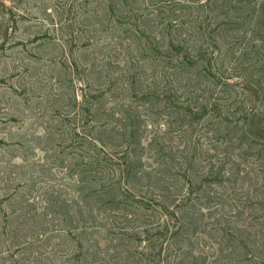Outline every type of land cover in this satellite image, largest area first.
Segmentation results:
<instances>
[{"label":"rangeland","instance_id":"374dc122","mask_svg":"<svg viewBox=\"0 0 264 264\" xmlns=\"http://www.w3.org/2000/svg\"><path fill=\"white\" fill-rule=\"evenodd\" d=\"M212 40L221 52L211 51ZM172 43L191 56L201 47L213 52L216 70L247 88L243 69L264 60V0H0V264H51L37 246L51 233L47 203L84 208L85 217L94 209L139 234L154 226L155 210L133 225L124 223L123 207L98 211L108 199L98 193L117 181L165 206L198 189L205 198L220 194L216 204L229 216L243 208L249 192L239 178L259 162L242 160L206 121L186 120L185 102L194 109L209 98L205 83H192L195 70L186 72L191 83H177L192 84V95L176 86L178 102L163 100L169 94L156 87L164 71L179 70L163 65L165 55L179 58L167 52ZM149 92H159L158 101L141 102ZM234 164H244L241 172ZM128 165L137 166L133 177L124 176ZM220 171L228 191L204 185ZM52 242L48 253L53 244L70 249Z\"/></svg>","mask_w":264,"mask_h":264},{"label":"trees","instance_id":"16d2710c","mask_svg":"<svg viewBox=\"0 0 264 264\" xmlns=\"http://www.w3.org/2000/svg\"><path fill=\"white\" fill-rule=\"evenodd\" d=\"M212 45L211 51L215 49L214 52H221V48H217L216 41L212 40ZM174 51L179 57L176 63L171 61V57L165 55L162 48L157 50L161 56L165 55L163 65L167 66V69L170 66L172 69H179L175 73L166 70L168 74L164 71L156 87L159 91L169 94V97L163 100L168 103V106L173 102H178V100H173V87H178V82L191 83L186 72L191 69L195 70L197 80L192 83L197 84L199 81L205 83L209 98L194 109H191V100L185 102L186 120L206 121L205 128L214 133L219 140L231 145L232 149L237 147L236 150L241 152L242 160L252 157L259 162L251 166V169L247 168L243 174L244 177L239 178L242 188L249 192L242 196L243 208L234 209L233 215L229 216L222 209L219 210L220 204H216L220 203L218 202L220 194L210 191L208 197L205 198L198 196V189L186 192L183 196L171 197L174 200L165 206L157 201L154 202L153 199L141 197L140 192L137 195L135 190H125L121 181H117L114 188L104 186L98 193L100 199L108 197L103 205L98 203L100 205L98 211L106 213L117 207H123L124 223L133 225L139 218L149 217L155 210L154 216L157 214V223L139 234L132 228H118L116 224L112 226L108 223L109 218L104 219V215L100 214L96 217L94 209L85 217V212L82 211L84 208L75 212L71 205L62 204V207L59 205L50 207L47 203L46 217H53L51 233L49 237L44 235L40 238L36 237L37 246L46 247L44 258H47V263L264 264V80L261 78L264 75V60L243 69L245 76L241 79L244 82L249 81L251 85L243 88L240 84H232L231 76H226L225 73L216 70L213 63L215 54L208 52L204 47H201L199 52L195 51V56H191L189 52L185 53L182 46L172 43L170 51L167 52L170 54ZM227 54L224 53L222 56L227 58ZM208 83L211 86H208ZM178 89L182 95L193 93L192 84L178 87ZM236 89L244 94H239ZM158 93L142 94L140 101L149 103L152 100L158 101ZM247 93L250 95L245 96ZM136 136L137 131H133L131 137ZM228 144H225V157L231 163L233 158L230 152L231 147ZM229 162L225 161L224 167ZM234 165L237 166L239 172L244 166V164ZM136 168L137 166L128 165L124 176L133 177ZM179 174L180 172H175V175ZM224 181L226 179L220 171L215 178L207 177L204 185L208 183L211 187L219 186L220 190L228 191L223 185ZM79 192L85 194V188ZM120 197H122L121 200L118 199ZM83 199L81 203L85 204L86 208L85 196ZM157 208L158 212H156ZM62 212L63 215L60 214ZM138 212L142 215L136 216ZM132 215L136 216L134 220L131 218ZM243 215H248V219H243ZM59 217L62 220H59ZM26 236L29 237V235ZM30 239L32 240L31 236ZM52 239H58L63 246L70 245V249L59 251L61 248L53 244L48 253L47 248L51 247ZM143 244L145 248H142ZM30 246L34 250L31 242ZM37 253L42 255L40 254L42 252Z\"/></svg>","mask_w":264,"mask_h":264}]
</instances>
